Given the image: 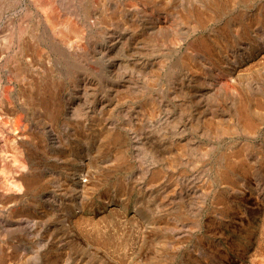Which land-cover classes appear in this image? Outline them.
I'll list each match as a JSON object with an SVG mask.
<instances>
[{
  "label": "rangeland",
  "instance_id": "obj_1",
  "mask_svg": "<svg viewBox=\"0 0 264 264\" xmlns=\"http://www.w3.org/2000/svg\"><path fill=\"white\" fill-rule=\"evenodd\" d=\"M161 1L87 0L57 47L42 9L0 0V264H264V125L233 129L264 79L245 70L264 56V0Z\"/></svg>",
  "mask_w": 264,
  "mask_h": 264
},
{
  "label": "bare ground",
  "instance_id": "obj_2",
  "mask_svg": "<svg viewBox=\"0 0 264 264\" xmlns=\"http://www.w3.org/2000/svg\"><path fill=\"white\" fill-rule=\"evenodd\" d=\"M164 1V0H162ZM161 1V2H162ZM8 3H11L9 1H7ZM31 2L34 4V6L36 8H40V10L42 9L43 12V21L44 24L46 26V28L49 29V31L52 33V36H54L53 38V44L56 45L57 47H62L63 45H71L73 38L79 36V33H83L82 29L79 31V27L78 26H84V20H86L87 18H89V16H91V10L89 9L90 7H88L89 2H87V0H31ZM92 2V1H91ZM92 4V3H91ZM161 4V3H160ZM166 4V3H165ZM167 5V4H166ZM165 5V6H166ZM167 6H170L169 4ZM133 7V6H132ZM159 7V6H158ZM118 8V7H117ZM116 8V9H117ZM157 8V7H155ZM160 8V7H159ZM89 9V10H88ZM162 9V8H161ZM167 9V8H166ZM165 9V11H166ZM190 9V8H189ZM35 10V9H34ZM39 10V12H40ZM118 10V9H117ZM117 10H114L115 13ZM156 10V9H155ZM154 10V11H155ZM195 10V9H194ZM38 11V9H37ZM163 11V9H162ZM185 11V10H184ZM183 11V12H184ZM188 11V10H187ZM41 12V13H42ZM147 12V11H146ZM157 12V11H156ZM168 12V9H167ZM178 12V11H177ZM117 13H120L117 11ZM116 13V14H117ZM125 13V12H124ZM122 14V13H121ZM169 14V13H168ZM120 15V14H119ZM159 15V14H158ZM165 15V14H164ZM193 15V14H192ZM124 16V15H123ZM122 16V17H123ZM187 16V15H186ZM198 16V15H197ZM33 18L35 19V22H37L36 24L34 23V21L31 23L33 26L28 27L25 23H22L19 28H18V32L24 31V32H37V28L38 25H41V21L39 19V16L36 12L33 13ZM41 18V16H40ZM118 18V17H117ZM120 18V17H119ZM126 18V17H125ZM159 18V17H158ZM192 18V17H191ZM90 19V18H89ZM163 20V19H162ZM161 20V21H162ZM190 20V19H189ZM203 18L198 16L197 18H195L193 22H197L198 24H201L200 22H202ZM122 21V20H121ZM126 21V20H125ZM183 21V20H182ZM87 22V21H86ZM165 21H163L162 23L164 24ZM188 22V20H187ZM126 23V22H125ZM167 23V22H166ZM162 24V25H163ZM190 24V23H189ZM43 25V24H42ZM161 25V24H160ZM166 25V24H165ZM124 26V24H123ZM159 26V25H158ZM157 26V27H158ZM125 27V26H124ZM8 28V27H7ZM4 29V28H3ZM3 29L1 31V33L3 32ZM155 29V28H154ZM86 30V29H84ZM121 30V29H120ZM16 31V30H15ZM17 32V31H16ZM121 33V32H120ZM119 33V34H120ZM12 34V33H11ZM21 34V33H20ZM48 34V33H47ZM3 35V33H2ZM0 35V57L1 55L5 54V42L7 43V38L6 35L2 36ZM23 35V34H22ZM46 35V34H45ZM12 36V35H10ZM118 36V35H117ZM121 36V35H120ZM155 36V35H154ZM19 37V34H18ZM46 38V36H45ZM151 38V37H150ZM21 39V38H20ZM51 40V39H50ZM148 40V39H147ZM150 40V39H149ZM163 40V39H162ZM10 41V40H8ZM17 42V41H16ZM52 42V41H51ZM121 42V41H120ZM22 41L20 44V46L22 45ZM161 43V42H159ZM8 44V43H7ZM9 45V44H8ZM7 45V46H8ZM202 45V44H201ZM40 46V45H39ZM24 47V46H23ZM28 48V47H27ZM27 48H21L22 51H20V55H26L30 50H28ZM39 48V47H38ZM35 48L34 50L37 51L38 53L42 52V49H38ZM33 50V49H32ZM113 52V51H112ZM118 52V51H117ZM189 54V53H188ZM187 54V55H188ZM19 55V56H20ZM186 55V54H185ZM264 55V54H263ZM76 56H79L78 54H76ZM9 57V56H8ZM18 57V56H17ZM33 57V56H32ZM255 57V56H254ZM5 58V57H4ZM13 58V57H12ZM28 58V57H26ZM31 58V56H30ZM259 58V57H258ZM11 59V58H10ZM13 59H17V58H13ZM29 59V58H28ZM35 59V56H34ZM262 60V61H261ZM6 61V60H5ZM16 61V60H14ZM114 61V60H113ZM250 61V60H249ZM9 62V61H8ZM30 62V61H29ZM118 62V61H116ZM249 63V62H248ZM254 63V61H253ZM8 64V63H7ZM32 66V65H31ZM121 66V65H120ZM259 66V70H263L264 71V56L263 58H260L257 62H255V65H248V68L245 70H248L249 75H252V73H256L254 67ZM116 68V67H115ZM193 68V67H192ZM24 69V68H23ZM114 70H119L114 69ZM192 70V69H191ZM255 70V71H254ZM13 71V72H12ZM12 71H8L10 74H16V75H20L22 74L23 71L20 70V67H17L16 70H12ZM113 71V70H112ZM240 72V71H239ZM258 73V72H257ZM14 74V75H15ZM15 75V76H16ZM248 75V77H249ZM263 75V74H262ZM254 77V76H253ZM264 77V76H263ZM262 77V78H263ZM201 78V77H200ZM250 78V77H249ZM25 79V78H23ZM260 86L259 87V97L256 98V95H254L252 92H250V97L247 98V101H245V106L241 105V102L238 101V99L235 101V122L233 125V129H234V135H239V134H243L245 137L247 138H254L256 137V135L258 134V130L260 129V126L264 125V79H261V81H259ZM150 83V82H149ZM250 83V82H249ZM253 83V82H252ZM258 84V85H259ZM113 85V84H112ZM214 86V85H213ZM218 86V85H217ZM253 85L250 84V87H252ZM36 87V86H35ZM38 88V87H37ZM35 88V89H37ZM212 88V87H211ZM49 87L48 86H41L39 87V89L37 90L38 93L40 94V98L37 99V103L38 105L43 108L44 112H45V116L49 119V121H53L56 119L57 117V108H56V102H55V98L52 94H50L49 92ZM258 91H256L257 93ZM199 96V95H198ZM247 97V96H246ZM202 99V98H201ZM241 100V99H240ZM243 100V99H242ZM245 100V99H244ZM201 101V100H200ZM199 102V100H198ZM244 102V101H243ZM234 107V105H233ZM233 112V111H232ZM234 120V119H233ZM232 122V121H231ZM232 125V124H231ZM227 129V128H226ZM226 131V130H225ZM238 137V136H237ZM240 137V136H239ZM249 139V140H250ZM253 140V139H252ZM264 140V139H262ZM238 142V141H237ZM260 142V141H259ZM236 143V142H235ZM264 143V142H262ZM242 144V143H241ZM246 145V149H249L250 146L248 144ZM253 145V144H252ZM251 145V146H252ZM255 146V145H254ZM236 148V147H235ZM258 150L260 149H264L262 147V145H257ZM256 148V149H257ZM234 149V148H233ZM240 149V148H239ZM252 149V148H251ZM248 151V150H247ZM255 150H252L251 152L254 154ZM256 152V151H255ZM260 153V152H259ZM263 153V152H262ZM232 154V153H231ZM242 154V153H240ZM239 154V156H240ZM245 154V153H244ZM249 155V154H248ZM255 155V154H254ZM234 156H237V154H235ZM260 156V155H259ZM231 157V156H230ZM241 157V156H240ZM234 158V157H233ZM235 161L237 162V167L238 169H243L244 172H254V168L255 166L253 164H249V163H242L239 162L237 160L238 156L235 157ZM261 158V157H260ZM253 159V158H252ZM251 159V160H252ZM262 159V158H261ZM231 161V160H229ZM255 161V160H254ZM260 161V160H259ZM250 162V161H249ZM256 162V161H255ZM234 164V163H233ZM231 165V164H230ZM258 165V164H257ZM245 166L246 169H245ZM19 166H17L18 168ZM226 167V166H225ZM229 167V165H228ZM237 169V170H238ZM223 170V169H222ZM225 171V170H223ZM233 171V170H232ZM261 171V170H260ZM226 172V171H225ZM234 172V171H233ZM256 172V171H255ZM263 172V171H262ZM227 173V172H226ZM225 173V174H226ZM238 173V172H236ZM228 174V173H227ZM243 175V174H242ZM258 175V174H257ZM264 175V174H263ZM83 176V175H82ZM224 176V175H223ZM228 176V175H227ZM256 176V175H255ZM223 178V177H222ZM229 178V177H228ZM251 178V177H250ZM264 178V177H263ZM234 179H236L234 177ZM1 181V180H0ZM4 181V180H3ZM229 181V180H228ZM226 182V180H225ZM231 182V181H230ZM236 182V181H235ZM234 182V183H235ZM251 182V181H250ZM8 183V182H7ZM224 183V182H223ZM240 183V182H239ZM1 184V183H0ZM241 184V183H240ZM36 185V183L34 182H28L27 186L30 187H34ZM226 185V184H225ZM232 185V184H231ZM264 185V184H263ZM262 185V186H263ZM1 186V185H0ZM80 186V184H79ZM236 186V185H235ZM242 186V185H240ZM244 186V184H243ZM82 187V186H81ZM227 187V186H226ZM233 187V186H232ZM239 187V186H238ZM7 188V187H6ZM246 188V187H245ZM261 188V187H260ZM11 189V188H10ZM81 189V188H80ZM85 189V188H84ZM244 189V188H243ZM256 189V188H255ZM259 189H257L258 191ZM236 191V190H235ZM242 191V190H241ZM248 191V190H247ZM237 192V191H236ZM240 192V190H239ZM2 193V192H1ZM250 193V192H249ZM3 194V193H2ZM259 196V195H258ZM250 197V196H249ZM251 197H253V195H251ZM256 197V196H255ZM243 198V197H242ZM245 198V197H244ZM247 198V197H246ZM251 199V198H250ZM2 200V199H1ZM5 200V198H4ZM22 200V198H21ZM254 200V199H253ZM260 200V199H259ZM241 202V201H240ZM251 202V200H250ZM250 205V204H249ZM264 207V203L262 205V209ZM2 211V210H1ZM4 212V211H3ZM115 212V211H114ZM250 212V211H249ZM252 212V211H251ZM117 213V212H116ZM114 215V214H113ZM247 215V214H246ZM108 217V216H107ZM120 217V216H119ZM122 217V216H121ZM136 217V216H135ZM245 217V216H244ZM118 218V217H117ZM260 218V216H259ZM1 219V218H0ZM18 219V218H17ZM122 219V218H121ZM257 219V218H256ZM10 220V219H9ZM124 220V219H123ZM130 220V219H129ZM134 220V219H133ZM138 220V219H137ZM259 220V219H258ZM261 220V219H260ZM127 221V220H126ZM125 222V221H124ZM251 222V221H250ZM249 222V223H250ZM81 223V222H79ZM256 223V222H255ZM1 224V223H0ZM6 225V223H5ZM17 225V224H16ZM89 225V224H88ZM125 225V223H124ZM264 227V221L263 224H261ZM21 227V226H20ZM76 227V226H75ZM78 227V226H77ZM9 229V228H7ZM6 229V230H7ZM12 229V228H11ZM93 229V228H92ZM245 229V228H244ZM5 230V229H4ZM15 230V229H14ZM81 231V230H80ZM88 231V230H87ZM254 231V230H253ZM10 232V231H9ZM256 232V231H255ZM260 232V231H259ZM244 234V233H243ZM242 234V235H243ZM251 234V233H250ZM2 235V234H1ZM90 235V234H88ZM246 235V234H244ZM5 237V236H4ZM247 239V238H246ZM6 241V240H5ZM9 243V242H8ZM7 243V244H8ZM101 243V242H100ZM12 244V243H11ZM6 250V249H5ZM1 251V250H0ZM259 252V251H258ZM7 254V253H6ZM4 255V254H3ZM9 255V254H8ZM21 254L19 253V256ZM23 255V254H22ZM29 255V254H28ZM108 255V254H107ZM6 256V255H5ZM12 256V255H11ZM26 256V255H25ZM24 256V257H25ZM7 257V256H6ZM8 258V257H7ZM28 258V257H27ZM5 259V258H4ZM10 259V258H9ZM8 261V259H6ZM85 260V259H84ZM2 261V260H0ZM6 261V262H7ZM10 261V260H9ZM63 261V260H62ZM77 261V260H76ZM61 262V261H60ZM64 262V261H63ZM74 262V261H73ZM77 263V262H76ZM81 263V262H80ZM120 263V262H119ZM22 264V263H21ZM121 264V263H120Z\"/></svg>",
  "mask_w": 264,
  "mask_h": 264
}]
</instances>
